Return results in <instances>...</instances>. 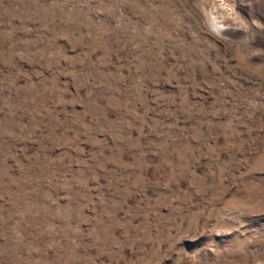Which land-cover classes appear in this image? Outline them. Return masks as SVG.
I'll use <instances>...</instances> for the list:
<instances>
[{
	"label": "rangeland",
	"instance_id": "rangeland-1",
	"mask_svg": "<svg viewBox=\"0 0 264 264\" xmlns=\"http://www.w3.org/2000/svg\"><path fill=\"white\" fill-rule=\"evenodd\" d=\"M0 0V264H264V0Z\"/></svg>",
	"mask_w": 264,
	"mask_h": 264
},
{
	"label": "clouds",
	"instance_id": "clouds-1",
	"mask_svg": "<svg viewBox=\"0 0 264 264\" xmlns=\"http://www.w3.org/2000/svg\"><path fill=\"white\" fill-rule=\"evenodd\" d=\"M196 8L201 17V26L204 31L217 40H223L224 34L230 29L245 30L235 27L237 14L228 0H196Z\"/></svg>",
	"mask_w": 264,
	"mask_h": 264
}]
</instances>
